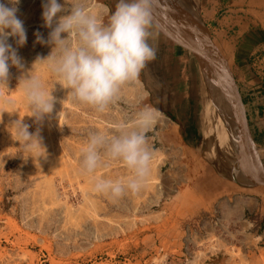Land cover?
<instances>
[{"label": "rangeland", "instance_id": "374dc122", "mask_svg": "<svg viewBox=\"0 0 264 264\" xmlns=\"http://www.w3.org/2000/svg\"><path fill=\"white\" fill-rule=\"evenodd\" d=\"M88 2L100 6L96 10L107 23L104 8L114 11L118 0ZM44 3L20 0L17 16L27 42L16 48L14 38L7 41L25 73L37 56L51 51L35 43L34 33L47 40L51 31L43 25ZM201 8L200 0L197 9L205 23ZM234 10L233 17L264 26V0H240ZM184 15L177 0H153L149 43L155 59L138 81L121 87L103 112L73 101L37 67L56 102L53 112L36 123L27 117L31 112L16 89L21 72L10 68L9 92L0 91V264H264V187H242L234 181L240 175L215 170L204 151L203 130L186 140L190 125L173 121L171 113L182 99L198 101L193 124L198 125L203 109L193 53L183 42L189 39L193 46ZM215 29L219 32L218 27L207 29L210 53H220L223 46L233 51L235 42H225ZM145 108L158 115L147 132L155 152L148 182L119 199L94 191L96 177L116 179L128 173L112 162L86 176L81 149L87 138L97 131L116 134L122 124L133 128ZM18 118L30 133L39 129L45 152L25 151L22 141L19 147L11 126Z\"/></svg>", "mask_w": 264, "mask_h": 264}, {"label": "clouds", "instance_id": "9594fccd", "mask_svg": "<svg viewBox=\"0 0 264 264\" xmlns=\"http://www.w3.org/2000/svg\"><path fill=\"white\" fill-rule=\"evenodd\" d=\"M20 0H0V91L9 92V70L21 72L17 87L27 109L36 123L54 110L55 97L43 76L35 69L41 67L54 77L67 96L75 102L90 105L103 112L118 96L123 85L139 80L147 64L155 59L156 50L149 43L152 36L151 12L153 0H118L114 11L104 8L107 23L96 10L98 4L88 0H46L42 6L43 25L51 29L47 40L34 33L36 44L49 46L47 57L37 56L30 70L24 65L16 49L7 43L14 38L16 48L27 42L24 23L17 16ZM67 5V6H66ZM157 113L145 108L133 128L120 125L116 134L93 132L83 145L81 170L95 176L109 163L118 162L127 175L116 179L96 177L94 191L119 199L126 192H139L148 182L155 152L148 145L147 132L155 124ZM14 126L25 151L43 150L39 129L29 132V125L17 119Z\"/></svg>", "mask_w": 264, "mask_h": 264}, {"label": "crops", "instance_id": "0c3cea01", "mask_svg": "<svg viewBox=\"0 0 264 264\" xmlns=\"http://www.w3.org/2000/svg\"><path fill=\"white\" fill-rule=\"evenodd\" d=\"M197 1L200 7V0ZM201 1V14L208 31L212 26L218 27L219 32L215 29L218 36L236 44L231 52L223 46L220 53H211L220 90L218 100L212 97L208 127L210 144L227 159L264 164V26L257 28L258 25H253L247 18L233 17V13L240 11L234 10L240 0ZM230 30H233L232 34ZM226 33L230 36H225ZM201 77V74L197 75V80ZM200 86L199 83V90ZM197 109V99L188 97L187 101L181 100L176 112L171 113L176 117L175 123L190 125L186 140L198 137V125L193 124ZM238 177L234 181L242 187L263 188L245 177Z\"/></svg>", "mask_w": 264, "mask_h": 264}, {"label": "water", "instance_id": "95a60500", "mask_svg": "<svg viewBox=\"0 0 264 264\" xmlns=\"http://www.w3.org/2000/svg\"><path fill=\"white\" fill-rule=\"evenodd\" d=\"M177 3L179 4L183 13L185 15H188L189 20L187 21V25L191 29L193 44H195V46L199 49L202 47V37L206 38V40L208 41L206 43V46L207 53L209 54L208 57L205 56V58H203L202 56L204 63L200 66L202 76L201 81L203 87L209 92V94L214 99L218 100L220 80H218V76L216 73V64L214 58L210 53V41L208 38L206 26L200 18L197 7L194 8L190 6V3L187 0H177ZM209 150L211 151V149L208 148V144H206L204 147L205 154H207V151ZM214 152L216 153L214 158H208L207 156L206 157L208 162L215 170L223 173H234V175L238 174L241 177H245L250 183H256L257 185L264 187V184H262V182L264 183V164L248 161L247 163L242 165L237 160L228 161L227 159L222 158L216 149H214ZM252 163L254 164L251 169L248 170L244 168V166L250 165Z\"/></svg>", "mask_w": 264, "mask_h": 264}, {"label": "bare ground", "instance_id": "6f19581e", "mask_svg": "<svg viewBox=\"0 0 264 264\" xmlns=\"http://www.w3.org/2000/svg\"><path fill=\"white\" fill-rule=\"evenodd\" d=\"M187 1L190 3V6H192L194 8L197 7V2H198L197 0H187ZM186 16H187V19H186V23L184 25H186V27L189 28V26L187 25V21L189 20L188 19V15H186ZM182 19H184V18H182ZM202 41H203V43H201L202 44V47L199 48V49L195 46V44H193V42H192L193 46L191 47V40L185 39L183 41L184 44H186L187 47L188 46L190 47V51H191V53H193V55H192V63L191 64H192V67L197 72L196 75L201 74V68H200V66L204 63L203 58H205V56L208 57V54H209V53H207V46H206L207 40H206V38L202 37L201 42ZM202 56H203V58H202ZM201 80H202V77H201V79L199 81L200 84H201L200 90H199V92H200L199 94H200V98H202L203 109L201 110V112H200V114L198 116V127H199L198 129L199 130H203V138H204V140H203V146L205 147V145L208 144V148L211 149V151L210 150L207 151L206 156L208 158H214V156H215L216 153L214 152V148L211 146L210 141H209V128H208L209 127V120H210V110H211V104H212V96L203 87V84H202V81ZM219 155L222 156L220 153H219ZM225 159H227V158H225ZM227 160L229 161L230 159H227ZM230 161H232V160H230ZM233 161H234V159H233ZM237 161H239L240 164H242V165H244L245 163L248 162V161H245V160H242V159L241 160H237ZM253 164L254 163H252L250 165H247V166H244V168H246V169L249 170V169H251L253 167Z\"/></svg>", "mask_w": 264, "mask_h": 264}]
</instances>
